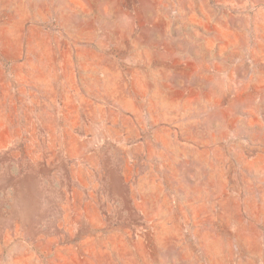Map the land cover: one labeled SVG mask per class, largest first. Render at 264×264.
<instances>
[{"label": "rangeland", "instance_id": "1", "mask_svg": "<svg viewBox=\"0 0 264 264\" xmlns=\"http://www.w3.org/2000/svg\"><path fill=\"white\" fill-rule=\"evenodd\" d=\"M0 264H264V0H0Z\"/></svg>", "mask_w": 264, "mask_h": 264}]
</instances>
